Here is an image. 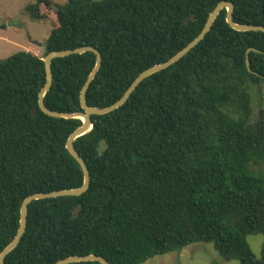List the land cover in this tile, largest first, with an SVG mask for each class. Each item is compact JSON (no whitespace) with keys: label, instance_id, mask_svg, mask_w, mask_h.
<instances>
[{"label":"trees","instance_id":"trees-1","mask_svg":"<svg viewBox=\"0 0 264 264\" xmlns=\"http://www.w3.org/2000/svg\"><path fill=\"white\" fill-rule=\"evenodd\" d=\"M220 2L234 5V23L264 26V0H35L25 10L33 20L54 18L44 57L99 51L86 104L106 108L142 72L194 40ZM44 57L21 51L0 61V253L16 234L25 198L83 183L66 151L82 121L51 118L38 107ZM94 65L92 53L53 60L44 106L82 113L80 91ZM260 84L264 34L232 30L222 10L182 59L145 79L119 109L91 116L92 130L73 142L90 175L88 190L30 203L25 233L4 264L88 255L144 264L198 243L213 246L224 262L264 264V176L251 172L264 160V120L252 121L251 105ZM101 140L108 149L99 157ZM256 235L263 239L259 258L247 241Z\"/></svg>","mask_w":264,"mask_h":264},{"label":"water","instance_id":"water-1","mask_svg":"<svg viewBox=\"0 0 264 264\" xmlns=\"http://www.w3.org/2000/svg\"><path fill=\"white\" fill-rule=\"evenodd\" d=\"M222 10H225V22L232 30L236 32H260L264 34V26L239 25V24L234 23L233 22L234 5L230 2H220L214 7V9L208 15V18L205 22L203 29L201 30V32L198 34V36L194 40H192L188 45H186L182 50L177 52L173 57H171L166 62L153 66L145 70L144 72H142L127 88L123 96L113 105L106 107V108H91V107H88L86 104V93L91 83L96 78V75L98 74L101 68V65H102V56L98 50H96L93 47H81V48H76L74 50L51 52V53H48L44 57L42 61L44 65L46 79H45V85L43 86V88L41 89L38 95V107L43 114L51 118L63 119V120L79 119L82 121V125L68 137L67 142H66V151L70 155V157L79 166L80 171L82 173V177H83V183L81 187L76 188V189L34 194V195H31L25 198L22 201L21 206H20L19 222H18V228H17L16 234L14 238L12 239V241L0 253V264H4V260L6 256L18 246L22 236L25 233L27 208L30 203L34 201H39V200L79 197L88 190L89 185H90V175H89V172H88V169H87V166L84 160L80 157V155L74 149L73 142L77 138L88 134L92 130L93 124L91 121V116L106 115V114H109L119 109L129 100L130 96L133 94L136 88L145 79L149 78L150 76L156 73L166 70L167 68H169L170 66L178 62L180 59H182L193 48H195L204 39V37L210 32L215 20L217 19V17L219 16ZM187 22L188 20L186 21V23ZM32 43L38 47H42L41 43H37V42H32ZM84 53H92L95 55V65L92 71L90 72L89 76L87 77L80 91L79 100H80V106L83 112L66 114V113H58V112H53V111L48 110L44 106L43 99H44L45 94L49 91L52 85V72H51L52 61L58 58H64V57H68L72 55H81ZM246 66H247L248 71H250L248 60H246ZM32 114L34 118H37L36 111H33ZM107 149H108V146L106 144V141L101 140L97 148L98 156L101 157L106 152ZM80 209H81V206L78 205L76 209L74 210L75 216L78 215V213L80 212ZM88 262H96L99 264H109L104 259L94 256V255H88V256H82V257L80 256L68 257L61 261H58L55 264H77V263H88Z\"/></svg>","mask_w":264,"mask_h":264},{"label":"rangeland","instance_id":"rangeland-1","mask_svg":"<svg viewBox=\"0 0 264 264\" xmlns=\"http://www.w3.org/2000/svg\"><path fill=\"white\" fill-rule=\"evenodd\" d=\"M63 4L64 0H52ZM35 0H0V61L14 53L26 51L44 57L43 44L54 26V18L48 13L43 20H33L26 13V7ZM32 42L41 43L42 47ZM252 121L264 120V84L251 89ZM255 176H264V160L253 167ZM260 235L247 238L254 256L259 258L262 244ZM144 264H239L237 261L224 262L214 251L213 246L192 244L178 253L156 256Z\"/></svg>","mask_w":264,"mask_h":264}]
</instances>
